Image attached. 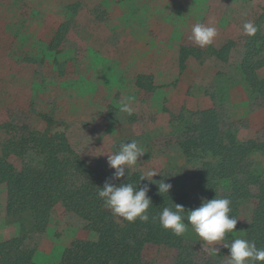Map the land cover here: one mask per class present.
<instances>
[{
  "label": "rangeland",
  "instance_id": "374dc122",
  "mask_svg": "<svg viewBox=\"0 0 264 264\" xmlns=\"http://www.w3.org/2000/svg\"><path fill=\"white\" fill-rule=\"evenodd\" d=\"M71 5H77L76 15L68 12ZM69 20L74 23L66 40L59 51L51 50L58 28ZM197 22L216 28L214 45L235 41L245 22L264 32V0H0V125L9 111L20 110L37 129L64 133L73 151L101 175L111 169L108 156L135 140L144 155L129 170L172 174L176 188L189 197L188 210L199 207L196 168L169 143L179 116L224 104L233 120L248 123L239 141L264 143V109L251 106L240 71L242 50L226 62L206 56L179 69V35L191 34ZM144 75L152 77L149 93L136 86ZM125 104L131 114L122 111ZM4 139L0 129V156ZM250 158L257 172L264 169V152L253 151ZM4 203L0 187V243L31 229L29 215L7 216ZM250 217V203L241 202L236 233L226 242L244 237ZM181 237L210 253L190 225ZM79 239L93 235L57 206L33 262L57 264ZM213 247L220 249L214 257L227 264L226 248Z\"/></svg>",
  "mask_w": 264,
  "mask_h": 264
},
{
  "label": "trees",
  "instance_id": "16d2710c",
  "mask_svg": "<svg viewBox=\"0 0 264 264\" xmlns=\"http://www.w3.org/2000/svg\"><path fill=\"white\" fill-rule=\"evenodd\" d=\"M67 9L69 14H77V5ZM73 23L69 20L60 25L49 44L51 50L59 51ZM190 37V33H181L178 38L180 70H185L190 60L200 61L206 56L226 62L231 52L242 50L240 71L251 91V106L264 109V32L257 29L251 37L242 32L235 41L203 48ZM151 79L139 76L136 86L149 93L153 90ZM247 127V121L232 119L227 105L214 104L181 114L169 143L195 166V183L203 200L215 195L228 198L230 215L236 219L240 203H250L251 217L243 238L264 248V169L257 172L250 158L253 151L264 152V143L239 141L238 132ZM0 129L5 134L0 156L5 214H25L31 219L29 232L0 243V264H36L33 255L57 206L77 217L93 235V239L71 242L57 264H221L194 242L160 226L158 216L164 207L181 204L186 210L190 208L188 195L176 188L172 174L158 172L152 178L172 184L168 196L159 193L155 183L140 181L143 174L139 172L128 170V175L120 179L113 178V169L101 175L73 151L64 133L37 129L33 119L20 110L9 111ZM105 181L133 183L138 188L147 184L149 220L128 222L113 215L97 196V188L102 189Z\"/></svg>",
  "mask_w": 264,
  "mask_h": 264
},
{
  "label": "clouds",
  "instance_id": "9594fccd",
  "mask_svg": "<svg viewBox=\"0 0 264 264\" xmlns=\"http://www.w3.org/2000/svg\"><path fill=\"white\" fill-rule=\"evenodd\" d=\"M243 31L246 36H254L257 27L252 22L243 24ZM217 36L215 27L206 26L203 23H195L191 29V39L199 47L203 48L212 44ZM122 111L131 114L132 109L125 104ZM144 155V150L138 142L133 140L129 143H121L117 151L108 156V166L114 170L113 178L120 179L128 175L130 167L137 165L139 157ZM158 175L153 170H148L140 179L155 183L158 192L168 196L171 183L164 180L153 181L152 178ZM97 196L103 204L117 218H123L128 222H141L149 220V208L151 198L148 197V185L137 187L133 183H121L119 185L105 181L102 189L97 188ZM173 204V203H172ZM231 201L228 198L215 197L210 200H203L200 206L186 210L181 204H173V207H164L159 213L160 226L170 230L175 236H183L188 232L190 225L196 236L203 244L210 246V255L217 256L220 249L213 245L222 244L229 250L227 264H264V248H258L255 241L236 237L226 242L229 234L236 233L233 230L237 224L234 216L230 215L232 209ZM187 221V224L185 223Z\"/></svg>",
  "mask_w": 264,
  "mask_h": 264
}]
</instances>
